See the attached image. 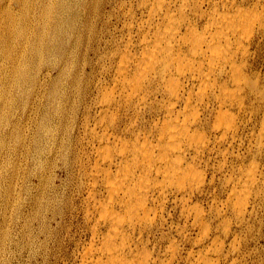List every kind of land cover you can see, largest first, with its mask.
Wrapping results in <instances>:
<instances>
[{
  "label": "bare ground",
  "instance_id": "bare-ground-1",
  "mask_svg": "<svg viewBox=\"0 0 264 264\" xmlns=\"http://www.w3.org/2000/svg\"><path fill=\"white\" fill-rule=\"evenodd\" d=\"M0 51V264H264V0H0Z\"/></svg>",
  "mask_w": 264,
  "mask_h": 264
},
{
  "label": "rangeland",
  "instance_id": "rangeland-1",
  "mask_svg": "<svg viewBox=\"0 0 264 264\" xmlns=\"http://www.w3.org/2000/svg\"><path fill=\"white\" fill-rule=\"evenodd\" d=\"M35 2H38V0H34ZM16 3V4H15ZM12 6H13V8H14V12H16L17 11V13H16V15L18 16V18L20 17L21 18V16H22V13H23V10H20V9H22V6L18 3V2H16V1H12ZM18 7V8H17ZM20 11V12H19ZM21 13V14H20ZM20 16H19V15ZM22 27H23V24L21 25ZM4 36V35H3ZM4 38H7L6 36L5 37H3L2 39H4ZM1 39V40H2ZM20 40H21V38L16 34V33H14L13 31H12V34L10 35V41H11V44L13 45V50H14V52H15V57L17 58V59H19V56H20V50H21V44H20ZM14 45H15V47H14ZM8 47H10L11 48V46H9L8 45ZM12 48H11V50H12ZM264 53H262V55H261V57H260V59H259V64H257V68L258 69H261L262 67V72L264 71V55H263ZM18 56V57H17ZM259 58V57H258ZM4 57H3V54H2V52L0 51V65H9V60L8 59H6L7 61L4 63ZM8 62V63H7ZM261 63V64H260ZM6 76V75H5ZM7 81H8V79H7ZM5 112V111H4ZM20 115H19V117H18V119H21V113H22V110L20 109L19 110V112H18ZM5 114H6V112H5ZM3 115V116H2ZM2 115H1V117H0V121H2V119L5 117L4 116V113H2ZM3 122V121H2ZM2 125H1V129H0V133L1 134H5V131H6V126H5V123H1ZM6 142H8L7 141V139H6V141H4V143L2 142V138L0 139V171H1V176L2 177H8V175H10L9 174V169H8V162H9V160H7V156H8V153H9V148H10V145H9V142L6 144ZM9 157V156H8ZM264 246V241H262L261 242V244H258V246ZM262 250H263V254H264V247H262ZM257 252V251H256ZM260 253H257V255H259ZM264 257V256H263ZM5 259H7V257L5 258ZM263 260H264V258H263Z\"/></svg>",
  "mask_w": 264,
  "mask_h": 264
}]
</instances>
